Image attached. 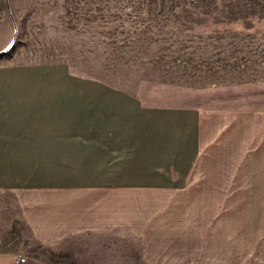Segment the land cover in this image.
<instances>
[{
	"label": "rangeland",
	"instance_id": "obj_1",
	"mask_svg": "<svg viewBox=\"0 0 264 264\" xmlns=\"http://www.w3.org/2000/svg\"><path fill=\"white\" fill-rule=\"evenodd\" d=\"M62 2L68 10L67 47L56 50L66 55L67 62L66 78L59 86L81 88L84 94L94 87L129 88L140 91L149 104L174 106L202 105L204 97L208 100L212 93L222 91L235 94L232 87L242 84V95L259 97L252 103L264 109V0ZM91 7L99 10V25L86 23L93 19L84 15ZM73 20L98 28V47L85 46L90 33L77 32ZM81 34L84 45H76ZM221 38L237 42L244 53L242 63L221 65L223 78L218 76L219 65L201 62L198 52L202 47L192 46ZM31 50L13 48L8 54L29 55ZM221 84L228 86L214 87ZM226 102L228 107L234 106L233 99ZM83 113L85 120L87 112ZM228 114L233 119V112ZM83 131H90L85 121ZM226 137L220 143L219 138L209 135L187 187L181 190L27 194L16 196L18 202L27 201L26 209L19 205L17 212L10 207L3 211L10 209L20 217L14 235H20L18 242L25 254L37 253L35 264L43 260L44 264H103L106 249L94 245L95 240H67L51 249L41 246L40 241L21 239L29 234L22 217L34 219L38 226H51L54 233L77 231L82 228V206L98 199L115 203V235L108 241L105 263L264 264V160L256 156L238 160L235 137ZM68 162L73 164L74 160ZM258 164L263 175L252 176L251 167ZM252 182H257L255 190H242L247 187L244 183ZM8 199L15 197L0 200L4 203ZM72 215V220L67 218Z\"/></svg>",
	"mask_w": 264,
	"mask_h": 264
},
{
	"label": "crops",
	"instance_id": "obj_2",
	"mask_svg": "<svg viewBox=\"0 0 264 264\" xmlns=\"http://www.w3.org/2000/svg\"><path fill=\"white\" fill-rule=\"evenodd\" d=\"M98 12L91 7L84 15L93 19L86 23L99 25ZM67 17L62 0H0V199L15 197L14 202L0 200V264H15L19 256L26 258L24 264L36 262L37 253L25 254L18 242L20 235H14L20 217L10 209L3 211L10 207L17 212L19 205L26 209L27 201L18 198V202L16 196L181 190L187 187L209 135L220 143L233 135L238 160L255 156L264 160V109L252 103L259 97L242 95V84L232 87L235 94L214 92L209 101L204 97L202 105L174 106L149 104L140 91L129 88L94 87L84 94L81 88L59 86L66 78L67 61L56 49L67 47ZM72 22L77 32L90 33L86 47H98V28H88L83 20ZM76 40L84 41L82 34ZM192 46L202 47L198 52L202 63L219 65L221 78V65L242 63L244 53L237 42L221 38ZM13 48L32 50L29 55L8 54ZM229 99L234 100L233 107L227 106ZM228 111L233 112V119ZM83 121L89 133L83 131ZM68 160H74L73 164ZM251 175L262 176L263 167L252 166ZM243 185L247 187L242 190L253 191L257 182ZM91 201L80 210L82 228L77 231L54 233L51 226H38L34 219L22 217L29 233L22 241H40L41 246L54 249L67 240H95L94 245L106 249L104 264L108 241L115 235V203ZM67 218L72 220L73 215Z\"/></svg>",
	"mask_w": 264,
	"mask_h": 264
},
{
	"label": "built area",
	"instance_id": "obj_3",
	"mask_svg": "<svg viewBox=\"0 0 264 264\" xmlns=\"http://www.w3.org/2000/svg\"><path fill=\"white\" fill-rule=\"evenodd\" d=\"M26 262V258L23 256H19L15 259V264H24Z\"/></svg>",
	"mask_w": 264,
	"mask_h": 264
}]
</instances>
